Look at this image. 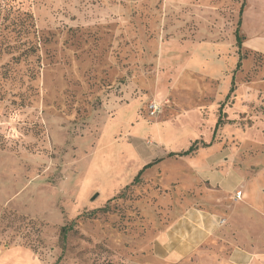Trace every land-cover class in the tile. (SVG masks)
<instances>
[{
	"label": "rangeland",
	"instance_id": "rangeland-1",
	"mask_svg": "<svg viewBox=\"0 0 264 264\" xmlns=\"http://www.w3.org/2000/svg\"><path fill=\"white\" fill-rule=\"evenodd\" d=\"M250 13L244 0H0V255L223 264L240 247L264 264V55L245 48ZM214 130L184 165L153 163ZM193 209L231 231L176 261L161 233L173 241Z\"/></svg>",
	"mask_w": 264,
	"mask_h": 264
},
{
	"label": "crops",
	"instance_id": "crops-1",
	"mask_svg": "<svg viewBox=\"0 0 264 264\" xmlns=\"http://www.w3.org/2000/svg\"><path fill=\"white\" fill-rule=\"evenodd\" d=\"M250 12L253 13V17H254L253 25L257 24V26H254V29L251 31L248 25L246 28L244 22V35L247 37L248 40H250V43L247 44L245 48L248 51L257 52L264 55V0H244V19L247 16V20H248V17L251 14ZM256 19L257 22H255ZM214 135L215 132L213 131L212 138L209 143H204V142L199 143L197 142V140L194 143H192L193 145L195 144V147H197V149L191 154L182 155L181 153L186 150L181 152L179 151L178 153H169L166 159L160 158L155 160V162L153 163L160 164L161 168L163 167L167 169H169L170 167L169 165H175V164L184 165V163L182 162L185 159H188V157L193 156L198 151L199 144L201 145L202 148L210 147ZM173 144L174 143H170L171 146ZM192 144L190 146H192ZM172 157L178 158L179 162L181 163L172 161V159H170ZM205 166L208 165H206L205 163ZM187 168L188 169H186V167L183 168L181 175H185V172H188L189 177H191L190 172L193 171V168L190 166H188ZM168 174H170V170L168 171ZM215 176L217 177V174ZM190 179L191 180L188 183L194 181L192 177ZM220 220H221V216L216 210H211V212H207L199 209H193L191 211L186 212L184 215H182L181 218L178 216L176 228L177 229L179 228V230H177L178 233L175 238L176 246H172L173 243H170L173 242L175 239L171 241L172 239L169 233L167 234V236L161 233L162 250L163 249L165 250V248H167L168 251H166V254L172 257H176V261L184 262V260H186V258L189 257L192 253H199L198 252V250L200 249L199 246L203 244V242L211 240L217 244L221 241H224L223 238H225V234L231 231V227H228L229 225L223 226L224 223H221ZM244 253H245L244 248L235 247L229 256L221 260H216V262L223 264H244ZM254 263L256 262L252 260L248 264H254ZM0 264H40V263L37 259L33 257V254L30 251L22 248H12L6 250L0 255Z\"/></svg>",
	"mask_w": 264,
	"mask_h": 264
},
{
	"label": "trees",
	"instance_id": "trees-1",
	"mask_svg": "<svg viewBox=\"0 0 264 264\" xmlns=\"http://www.w3.org/2000/svg\"><path fill=\"white\" fill-rule=\"evenodd\" d=\"M240 10H241V9H240ZM239 23H240V22H238V28H239ZM238 28H237V30H236L237 41L241 40V37H240V35H239V30H238ZM230 91H231V90H230ZM214 132H215V130H214ZM203 146H204V145H203ZM196 149H197V147H195V144H194V145L190 146L188 150L182 152L181 154H182V155H188V154H191L192 152H194ZM62 231H63V230H62Z\"/></svg>",
	"mask_w": 264,
	"mask_h": 264
},
{
	"label": "built area",
	"instance_id": "built-area-1",
	"mask_svg": "<svg viewBox=\"0 0 264 264\" xmlns=\"http://www.w3.org/2000/svg\"><path fill=\"white\" fill-rule=\"evenodd\" d=\"M158 110H159V107L156 104H152L149 107V111H150L151 115H155L158 112ZM240 195H241V193H237L236 197L239 199Z\"/></svg>",
	"mask_w": 264,
	"mask_h": 264
}]
</instances>
